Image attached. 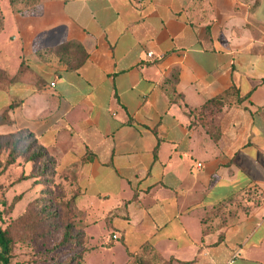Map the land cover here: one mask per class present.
Wrapping results in <instances>:
<instances>
[{"label": "crops", "instance_id": "1", "mask_svg": "<svg viewBox=\"0 0 264 264\" xmlns=\"http://www.w3.org/2000/svg\"><path fill=\"white\" fill-rule=\"evenodd\" d=\"M261 6L0 0V135L47 153L84 264H264Z\"/></svg>", "mask_w": 264, "mask_h": 264}, {"label": "rangeland", "instance_id": "2", "mask_svg": "<svg viewBox=\"0 0 264 264\" xmlns=\"http://www.w3.org/2000/svg\"><path fill=\"white\" fill-rule=\"evenodd\" d=\"M36 1V0H35ZM23 138V149L29 152L17 158L14 165H7L14 136L0 135V226L7 227L14 219L21 216L30 207L31 211L39 213L47 209L55 217L49 218L37 228V232L29 239H18L14 247V264H67L74 256L72 246L57 247L62 237L65 225L66 203L69 198L67 186L57 184L53 176L52 185L41 183L34 186L32 180L19 181L23 174L29 173L33 165L28 161L35 149H31V140L21 133L16 138ZM42 160L34 165L40 180L51 178L43 171ZM50 168V167H49ZM14 183V185H12ZM51 193V194H50ZM21 195L20 197H18ZM45 213L42 218L45 219ZM36 218V217H35Z\"/></svg>", "mask_w": 264, "mask_h": 264}, {"label": "trees", "instance_id": "3", "mask_svg": "<svg viewBox=\"0 0 264 264\" xmlns=\"http://www.w3.org/2000/svg\"><path fill=\"white\" fill-rule=\"evenodd\" d=\"M10 1L13 5L15 4L16 0ZM3 77L4 73L0 71V80L3 79ZM230 93L238 95V92L235 88H232L228 92H226V95ZM224 97L225 95H221L207 101L201 108L197 109V112L199 111L205 113L221 106L223 104ZM10 124H12V121L9 119L7 112L1 114L0 125ZM18 133H21L23 136H25L26 140H31V149H35L28 158V161L32 163L33 168L28 174H23L19 181L21 182L32 180V184L34 186L40 185L42 182L52 185L53 176L55 177L57 175L56 169L52 166L47 153L39 145L37 139L31 133H28L26 131H19L16 133L7 134L8 136H14V141L11 145L7 165H14L17 162L18 157L24 156L29 152L28 149L26 150L22 148L21 142L23 141V138L20 137L15 139V135H17ZM41 160L43 161L41 162L44 168L43 171H47L49 173V176H51V178L48 180H40L39 175L35 172L34 165L38 164ZM12 185H14V183H12ZM20 196L21 195H19L18 197ZM258 202L260 203L261 200H259ZM65 207L66 223L63 227L62 237L57 247L72 246L74 256L69 261H67V264H84V252L80 249L84 246L85 234L79 225L78 214L74 209V197L68 200ZM45 213L47 214V216L45 219H43L42 216ZM53 217L55 216L50 214L47 209H45V211L36 213L35 211H31L30 207H28L21 216H19L17 219H14L11 223L8 224L7 227L3 228L2 226H0V264H14V247L18 239L29 240L37 232V228L41 224V221L45 223L47 219Z\"/></svg>", "mask_w": 264, "mask_h": 264}, {"label": "water", "instance_id": "4", "mask_svg": "<svg viewBox=\"0 0 264 264\" xmlns=\"http://www.w3.org/2000/svg\"><path fill=\"white\" fill-rule=\"evenodd\" d=\"M259 18L264 19V0H262V6L259 11Z\"/></svg>", "mask_w": 264, "mask_h": 264}, {"label": "built area", "instance_id": "5", "mask_svg": "<svg viewBox=\"0 0 264 264\" xmlns=\"http://www.w3.org/2000/svg\"><path fill=\"white\" fill-rule=\"evenodd\" d=\"M153 56H154V54H153L152 52L148 53V57H149V58H152ZM113 238H114V239H116V238H117V236H116V235H114V236H113ZM234 257H237V254H235V256H234ZM231 262H234V261L232 260Z\"/></svg>", "mask_w": 264, "mask_h": 264}]
</instances>
